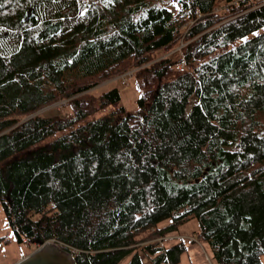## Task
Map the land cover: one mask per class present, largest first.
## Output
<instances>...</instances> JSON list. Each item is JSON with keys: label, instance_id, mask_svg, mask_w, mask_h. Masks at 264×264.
<instances>
[{"label": "trees", "instance_id": "16d2710c", "mask_svg": "<svg viewBox=\"0 0 264 264\" xmlns=\"http://www.w3.org/2000/svg\"><path fill=\"white\" fill-rule=\"evenodd\" d=\"M130 70L133 111L84 96ZM0 205L75 264H178L190 218L264 264V0H0Z\"/></svg>", "mask_w": 264, "mask_h": 264}, {"label": "rangeland", "instance_id": "374dc122", "mask_svg": "<svg viewBox=\"0 0 264 264\" xmlns=\"http://www.w3.org/2000/svg\"><path fill=\"white\" fill-rule=\"evenodd\" d=\"M170 8L172 10L175 9L174 6H170ZM164 55H166L165 51L159 50L154 52L152 57L156 59L163 57ZM125 75H127V77L123 78ZM130 75V72H125L119 76H115L108 81L101 82L83 94H85L84 96L86 97L89 95L96 96L104 89H108L112 86L117 87L121 93L120 105L124 106L126 111H133L135 109V99L141 90L138 89L134 79L129 77ZM122 80L124 81L122 82ZM63 103V101H58L45 107L39 112H55L61 115L69 114V109H61ZM197 227L196 220L190 218L178 227L176 235L173 234L171 237H166L167 240L164 244L167 247L178 241H182V244L185 247L178 264H214L207 246L204 243L199 242L198 239L196 240L195 234L197 232ZM28 244L30 243L26 241L17 242L13 232L7 224L4 212L0 205V264H14L37 248V245L35 244ZM146 262L149 261L146 259Z\"/></svg>", "mask_w": 264, "mask_h": 264}, {"label": "water", "instance_id": "95a60500", "mask_svg": "<svg viewBox=\"0 0 264 264\" xmlns=\"http://www.w3.org/2000/svg\"><path fill=\"white\" fill-rule=\"evenodd\" d=\"M15 264H75L72 254L52 242H39L37 248Z\"/></svg>", "mask_w": 264, "mask_h": 264}, {"label": "built area", "instance_id": "2783aa9c", "mask_svg": "<svg viewBox=\"0 0 264 264\" xmlns=\"http://www.w3.org/2000/svg\"><path fill=\"white\" fill-rule=\"evenodd\" d=\"M180 67H183V65L181 64Z\"/></svg>", "mask_w": 264, "mask_h": 264}]
</instances>
